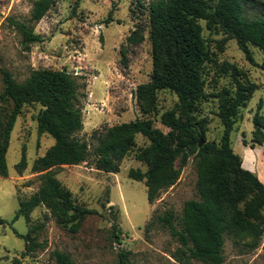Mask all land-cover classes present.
Returning a JSON list of instances; mask_svg holds the SVG:
<instances>
[{"label": "rangeland", "instance_id": "obj_1", "mask_svg": "<svg viewBox=\"0 0 264 264\" xmlns=\"http://www.w3.org/2000/svg\"><path fill=\"white\" fill-rule=\"evenodd\" d=\"M36 1L0 0V93L4 90L1 68L11 71L18 81L26 80L38 68L66 69L77 78V104L83 114V129L76 136L88 141L91 154L78 165H64L54 171L71 190L75 201L95 213L85 219L77 233L60 226L44 204L37 206L29 219L24 216L15 219L20 202L30 198L42 185V173L32 170L34 161L55 142L50 135L38 132L41 105L27 104L11 134L7 155L9 174L0 176V219L6 221L0 224V264H55L56 250L68 253L75 264H121L123 251L129 252L128 264H205L178 259L180 244L159 223L147 228L157 215L166 211L174 212L180 226L186 201L200 199L196 154L182 167L179 160L176 162V167H181L180 177L160 191L153 203H149L145 182L129 177L131 169L148 168L146 162L137 158L138 150L150 144L147 137L136 135L135 147L120 162L118 173L96 167L97 142L92 138L95 130L150 118L155 127L165 133L170 131L162 116L175 109L177 94L169 89L158 91L151 113L142 109L138 94L139 87L150 82L153 72L150 19L144 7L139 0H54L48 13L33 24L34 31L43 39L26 47L12 19L29 23ZM151 1L142 0L145 4ZM244 4L251 16L264 10V0H245ZM112 10L114 20L105 23ZM200 22L203 36L215 52V61L208 63L205 72L210 96L200 103L196 114L208 120L206 141L219 143L224 133L218 116V92L233 86L231 77L222 69V64L228 61L258 85L251 101L240 109L231 137L243 166L254 168L264 182V145L253 142V118L260 102L259 112L264 115V70L259 65L264 52L249 45L256 62L252 63L236 39H227L221 29H209L205 20ZM138 27L144 29V40L130 44L127 38ZM223 40H226L224 44ZM201 140L204 144V139ZM23 153L27 167L21 171L17 164ZM32 228V235L44 242L45 247L24 254L26 241L15 231L26 235ZM224 255V264H264V236L254 244L248 235H227Z\"/></svg>", "mask_w": 264, "mask_h": 264}, {"label": "trees", "instance_id": "obj_2", "mask_svg": "<svg viewBox=\"0 0 264 264\" xmlns=\"http://www.w3.org/2000/svg\"><path fill=\"white\" fill-rule=\"evenodd\" d=\"M244 2L152 0L145 4L139 0L150 19L153 72L150 82L140 86L138 94L143 102L142 109L147 113L154 109L158 91L169 89L177 94L175 109L162 116L163 124L170 131L165 133L155 127L150 118H138L95 130L92 134L97 142L96 167L110 173L120 171V162L134 149L137 134L150 140L148 146L137 152V158L147 163V170L129 171V177L145 182L149 203L178 180L181 167L192 154H196L200 199L186 201L180 226L174 212L166 211L157 215L147 227L149 229L157 222L167 229L180 244L177 258L185 263L197 260L205 264H224L227 235H248L254 244L264 236V182L256 172L243 166L242 157L233 149L231 137L240 109L251 101L258 85L245 78L237 66L226 61L222 69L231 77L233 86L223 87L218 92V116L224 125L219 143L206 141L208 120L196 115L200 103L210 96L206 90L205 72L208 63L215 61V52L203 36L201 20L207 21L211 30H223L227 39H236L252 63L256 62L249 45L264 52V10L260 15L251 16ZM53 3L54 0H37L29 23L12 19L26 47L43 39L34 31L33 24L48 13ZM112 12L105 23L114 20ZM143 40L144 29L140 27L127 38L130 44H139ZM259 65L264 70V57ZM1 72L4 90L0 93V176L9 174L7 155L11 134L27 104L41 105L37 116L38 132L55 140L46 153L34 161L32 170L42 173V185L30 198L20 202L15 219L20 216L29 219L32 211L44 204L60 226L77 233L95 210L78 204L54 171L64 165H78L91 154L88 141L76 136L83 129V114L77 104V78L66 69H34L24 81H18L5 68H1ZM261 108L262 102L253 118V142L260 146L264 145ZM200 138L205 141L201 147ZM178 160L180 168L176 167ZM17 166L21 171L27 167L24 153ZM5 222L0 219V224ZM33 231L34 228L26 235L15 231L26 241L24 254L45 247L44 242L32 235ZM53 255L55 264H75L68 253L56 250ZM120 255V263L128 264L129 252L123 251Z\"/></svg>", "mask_w": 264, "mask_h": 264}, {"label": "water", "instance_id": "obj_3", "mask_svg": "<svg viewBox=\"0 0 264 264\" xmlns=\"http://www.w3.org/2000/svg\"><path fill=\"white\" fill-rule=\"evenodd\" d=\"M202 145H203V141L201 140V141H200V145H199V146L201 147Z\"/></svg>", "mask_w": 264, "mask_h": 264}, {"label": "crops", "instance_id": "obj_4", "mask_svg": "<svg viewBox=\"0 0 264 264\" xmlns=\"http://www.w3.org/2000/svg\"><path fill=\"white\" fill-rule=\"evenodd\" d=\"M252 171H254V168L253 169H251Z\"/></svg>", "mask_w": 264, "mask_h": 264}]
</instances>
